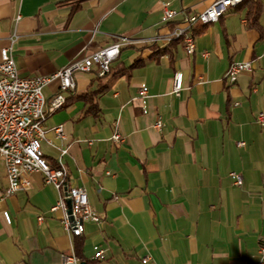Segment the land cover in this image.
Segmentation results:
<instances>
[{"label":"crops","instance_id":"0c3cea01","mask_svg":"<svg viewBox=\"0 0 264 264\" xmlns=\"http://www.w3.org/2000/svg\"><path fill=\"white\" fill-rule=\"evenodd\" d=\"M214 1L0 0V52L15 36L21 78L55 74L121 44L110 73L77 74L66 95L72 101L44 124V158L51 167L61 161L69 186L86 191L99 218L83 223L77 264L256 263L264 239V123L257 120L264 115V0L261 33L251 24L255 0H246L206 26L192 56L167 42ZM164 6L175 12L168 21ZM233 62H250L252 71L230 84L224 74ZM177 72L183 85L175 97ZM57 91V81L44 89L47 104ZM87 94L91 110L77 99ZM230 173L241 176L240 186ZM31 183L30 191L1 199L0 161V264H60L72 254L63 211H50L57 191L41 174Z\"/></svg>","mask_w":264,"mask_h":264},{"label":"built area","instance_id":"2783aa9c","mask_svg":"<svg viewBox=\"0 0 264 264\" xmlns=\"http://www.w3.org/2000/svg\"><path fill=\"white\" fill-rule=\"evenodd\" d=\"M239 5V0H215L204 11L186 18L182 26L177 27L167 38V42L180 40L186 55L192 56L196 51V37L192 34L195 25H209L222 18V13L228 7ZM175 16V12L164 6L162 21H168ZM19 15L15 21H19ZM15 36L10 39V46L0 52V161L4 165L6 187L2 191L1 199L13 197L19 193L32 189L31 176L41 174L46 184L52 185L58 193V201L50 211H63L61 220L63 229L72 236H81L83 223L86 221L99 222L90 208L88 196L84 189L70 187L67 172L58 161L57 167H51L41 151V140L44 136V124L48 117L60 111L66 103V95L75 89L77 74H90L105 77L110 73L111 64L117 59L120 43H113L107 47L92 52L87 57L71 62L69 65L49 76L21 78L18 76L14 59L11 54ZM252 71L250 62H233L227 68L224 78L234 84L239 74ZM58 82V91L47 104L43 91L52 82ZM182 75L177 72L173 78L172 93L179 96L182 90ZM145 91L140 90V95ZM257 120L264 123V115L259 114ZM162 127L158 120L153 129L158 131ZM59 132V130L57 131ZM112 139L121 141L117 134ZM243 146V143H238ZM66 153L61 152V156ZM234 184H242L241 176L230 173ZM39 222L41 217L37 219ZM103 258V251L96 254V260ZM148 257L142 259L143 263ZM60 264H77L73 255L61 256ZM255 264H264V239L259 243Z\"/></svg>","mask_w":264,"mask_h":264},{"label":"trees","instance_id":"16d2710c","mask_svg":"<svg viewBox=\"0 0 264 264\" xmlns=\"http://www.w3.org/2000/svg\"><path fill=\"white\" fill-rule=\"evenodd\" d=\"M70 1H75V0H70ZM77 1H84V0H77ZM252 6L254 7V13L252 14V17H251V24H252V27L258 32V33H261V28L260 26L258 25V15H259V9H260V4L258 2V0H255L253 2H251ZM206 26L207 25H195L193 28H192V34L195 36V37H198L200 36L201 34H203L205 32V29H206ZM171 43H180V40H174L172 41ZM169 43V44H171ZM168 48L167 47H164L162 50L160 51H157L155 54L156 55H159L160 53L166 51ZM156 51V50H155ZM139 63L135 62V64H133L130 68H134L136 65H138ZM91 94H87L85 96H81V97H78L77 99H81L83 100L84 102L86 103H90L91 104ZM73 98H67L66 99V103L68 101H72ZM93 107V104L90 105V110L91 108ZM74 237V240H73V251H72V254L74 256V258L77 260V261H80L82 258H81V250H82V247H83V243H84V240L83 238H81L80 236H73ZM88 264V263H86ZM89 264H95V261H91Z\"/></svg>","mask_w":264,"mask_h":264},{"label":"bare ground","instance_id":"6f19581e","mask_svg":"<svg viewBox=\"0 0 264 264\" xmlns=\"http://www.w3.org/2000/svg\"><path fill=\"white\" fill-rule=\"evenodd\" d=\"M245 1H246V0H239V5H235V6H233V7H228V8H226V9L224 10V12L222 13V17H223L225 14H227L229 11L236 9L238 6H240L241 4H243Z\"/></svg>","mask_w":264,"mask_h":264}]
</instances>
